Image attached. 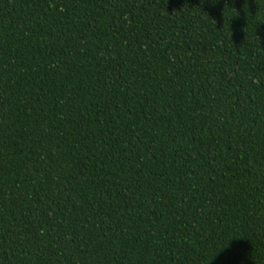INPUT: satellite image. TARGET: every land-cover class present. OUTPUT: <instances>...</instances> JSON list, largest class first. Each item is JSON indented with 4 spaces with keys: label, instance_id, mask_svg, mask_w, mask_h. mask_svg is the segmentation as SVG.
Returning <instances> with one entry per match:
<instances>
[{
    "label": "trees",
    "instance_id": "trees-1",
    "mask_svg": "<svg viewBox=\"0 0 264 264\" xmlns=\"http://www.w3.org/2000/svg\"><path fill=\"white\" fill-rule=\"evenodd\" d=\"M0 264H264V0H0Z\"/></svg>",
    "mask_w": 264,
    "mask_h": 264
}]
</instances>
